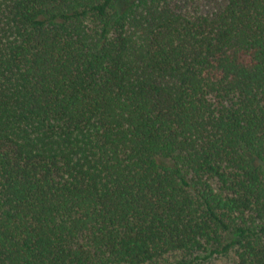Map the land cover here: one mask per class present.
<instances>
[{
    "label": "trees",
    "instance_id": "trees-1",
    "mask_svg": "<svg viewBox=\"0 0 264 264\" xmlns=\"http://www.w3.org/2000/svg\"><path fill=\"white\" fill-rule=\"evenodd\" d=\"M0 0V264H264V0Z\"/></svg>",
    "mask_w": 264,
    "mask_h": 264
},
{
    "label": "rangeland",
    "instance_id": "rangeland-1",
    "mask_svg": "<svg viewBox=\"0 0 264 264\" xmlns=\"http://www.w3.org/2000/svg\"><path fill=\"white\" fill-rule=\"evenodd\" d=\"M226 0H195L193 3L196 6H199L200 10L203 12H212L213 9H216L221 4H224ZM191 264H229V258L224 256L212 257L207 260L200 262H195Z\"/></svg>",
    "mask_w": 264,
    "mask_h": 264
}]
</instances>
